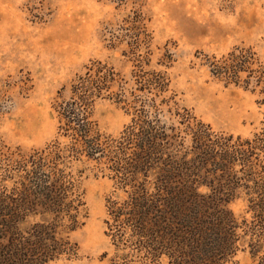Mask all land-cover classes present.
<instances>
[{
    "label": "trees",
    "instance_id": "trees-1",
    "mask_svg": "<svg viewBox=\"0 0 264 264\" xmlns=\"http://www.w3.org/2000/svg\"><path fill=\"white\" fill-rule=\"evenodd\" d=\"M122 25L120 35L110 33L109 47L126 46L130 89L112 66L94 62L71 82L68 98L58 94L56 135L43 149L13 154L0 142V264L77 258L69 237L87 219L86 172L112 184L104 203L109 251L101 262L236 264L246 244L264 264V120L242 138L179 110L165 96L166 71L150 68L141 13L131 12ZM172 63L166 54L156 65L167 70ZM204 65L224 85L264 97V68L250 49L205 57ZM100 100L130 117L119 135L101 132L93 120ZM237 202L242 216L229 209Z\"/></svg>",
    "mask_w": 264,
    "mask_h": 264
},
{
    "label": "rangeland",
    "instance_id": "rangeland-1",
    "mask_svg": "<svg viewBox=\"0 0 264 264\" xmlns=\"http://www.w3.org/2000/svg\"><path fill=\"white\" fill-rule=\"evenodd\" d=\"M135 11L150 36V68L166 71L165 96L179 110H188L215 132L242 138L261 128L264 97L258 89L252 93L224 85L210 76L204 60L250 49L264 68V0H124L120 6L109 0H0V142L10 153L40 150L54 139L58 94L68 98L71 82L92 63L109 64L127 82L126 89L132 87L133 64L121 56L126 46L112 49L109 39L110 33L120 35L123 20ZM166 54L173 62L167 70L156 65ZM92 117L101 132L112 136L130 121L109 100L98 101ZM82 186L87 219L69 237L78 256L47 264H105L100 261L109 251L104 203L112 184L86 172ZM229 209L243 215L241 202ZM234 261L256 264L257 258L245 244Z\"/></svg>",
    "mask_w": 264,
    "mask_h": 264
}]
</instances>
